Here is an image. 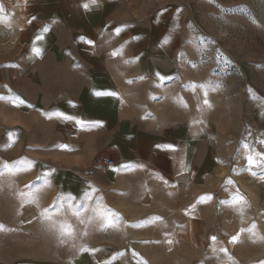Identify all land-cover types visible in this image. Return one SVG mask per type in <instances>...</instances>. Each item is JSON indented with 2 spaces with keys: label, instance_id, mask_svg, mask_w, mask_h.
Wrapping results in <instances>:
<instances>
[{
  "label": "crops",
  "instance_id": "1",
  "mask_svg": "<svg viewBox=\"0 0 264 264\" xmlns=\"http://www.w3.org/2000/svg\"><path fill=\"white\" fill-rule=\"evenodd\" d=\"M41 1L35 14L15 0L16 8L0 16V49L21 56L0 64V126L4 144L10 147L50 142L53 163L67 147L69 161L78 165L84 160L86 167L87 162H98L92 153L95 146H111V163L97 164L88 172L105 178L106 185L114 180L120 219L111 226V235L80 233L82 241L93 244L71 264H238L236 243L246 241L239 231L253 224L256 202L251 186L224 184L212 122L199 111L173 120L167 109L158 117L154 108L134 105L129 99L136 97L135 83L140 82L126 75L124 58L113 56L112 48L104 45L109 33L106 13L85 9L79 0L68 12L57 11L56 0ZM59 23L75 33L68 49L53 36ZM45 27L49 31L44 32ZM57 80L60 87L50 89L48 82ZM99 92L116 95H96ZM168 145L175 151L157 147ZM36 161L26 167V177H39L40 183L46 178L47 188L71 195L72 178L82 175ZM84 184L71 195L72 211L88 191ZM101 196L92 210L110 209L107 196ZM202 196L212 199L201 202ZM237 197L242 199L233 203ZM233 236H238L235 243ZM252 259V253H245V264H253Z\"/></svg>",
  "mask_w": 264,
  "mask_h": 264
},
{
  "label": "rangeland",
  "instance_id": "2",
  "mask_svg": "<svg viewBox=\"0 0 264 264\" xmlns=\"http://www.w3.org/2000/svg\"><path fill=\"white\" fill-rule=\"evenodd\" d=\"M79 1L87 8L106 13L109 33L103 36L104 45L112 48L110 54L116 53L113 56L124 58L126 75L140 82L135 83L136 97L129 99L134 105L154 108L158 117L165 115L167 109L173 120L199 111L205 121L212 122L224 163V184L251 186L256 202L253 224L239 231L246 234V241L236 243L238 264H245V253H252L253 264H264V161L258 159L260 166L248 170L246 159L250 154L264 153V0H96L95 4L92 0ZM75 2L56 0L57 11H72ZM41 3L22 0L18 4L31 15L37 13ZM16 6L15 0H0V16ZM97 17L98 14L94 15L93 20ZM59 24L54 26L53 36L68 49L75 33ZM15 57L0 49V64L21 60V56ZM156 73L170 79L161 82ZM151 76L156 82L149 79ZM48 85L54 89L60 87V82L49 81ZM205 91L210 106L203 103ZM2 127L0 225L4 230L0 231V264H71L79 259L86 245L93 244L82 241L85 236L80 233H115L114 228L105 226L104 209L90 208L99 205L102 193L108 198L110 210L116 213L114 180L109 179L106 185L105 178L91 177L88 172L97 164L111 163L108 143L93 148L96 164L87 162L84 167L82 160L74 165L69 161L67 147L61 148L57 162L53 163L51 154L55 151L50 142L39 147H10L4 144ZM36 148L40 151H32ZM105 155L109 157L107 161ZM32 158L35 160L31 163L28 159ZM36 159L41 164L74 169L82 175L72 178L71 195L80 185L85 187V182L88 191L96 190L90 200L83 199V195L77 200L79 216H74L66 199H61L65 197L62 191L53 192L52 187L37 180L39 177H26L27 166L19 170L16 167L19 161L37 165ZM5 164L10 170L3 167ZM229 180L232 183H227ZM29 194L35 197L34 201L30 202ZM54 202L63 203V207L53 209ZM45 209L52 213L51 219L41 216ZM62 223L71 226L70 235L61 234Z\"/></svg>",
  "mask_w": 264,
  "mask_h": 264
},
{
  "label": "snow or ice",
  "instance_id": "3",
  "mask_svg": "<svg viewBox=\"0 0 264 264\" xmlns=\"http://www.w3.org/2000/svg\"><path fill=\"white\" fill-rule=\"evenodd\" d=\"M92 3L95 4L96 3V0H92ZM82 7H84L85 9H87L88 5L87 4H84V5H82ZM43 31L44 32H47V31H49V29L47 27H45L43 29ZM117 34H119V30H117ZM84 39L85 38L81 37V40H84ZM87 43L88 44H91L92 42L91 41H87ZM113 55H116V53H113ZM155 75H156L157 79H159L161 82H163V81H165L167 79H170L169 76H163L160 73H156ZM144 78L145 77H141V79H144ZM129 83H131V82H129ZM193 87H205V86H203V85H193ZM96 95H113L114 96L116 94L113 93V92H99V93H96ZM207 95H208V93H207V91H205V93H204L205 99H204L203 103H204L205 106H210L209 101L207 99ZM81 123H83V122H81ZM157 147H158L159 150H162V151H166V150L175 151V146H173V145L165 146V148H163V149H160V146H157ZM245 147H248V146L245 145ZM246 159H247V162H248V170H252L254 167L260 166V164L257 162L258 159L260 161H264V153H256L255 156H253V155L250 154V155H248L246 157ZM23 166L31 167L30 163H28V162H25V161H19V162H17L16 167H17L18 170L21 169ZM3 167L5 169H9L10 170V166L7 165V164H5ZM48 171L51 172V170H48ZM44 183L47 184V183H49V181L45 178L44 179ZM227 183H232V181L229 180V181H227ZM89 187L91 188V186H89ZM94 191H96V190L94 188H91L90 191L85 192L84 193V198L90 200L91 197H92V192H94ZM29 195L31 197L30 198V202L34 201L35 197L34 196H31V194H29ZM61 199H66L68 201V203H69V207H71V201L73 199L72 196L69 195V196L63 197ZM211 199H212L211 196H202L200 198V201L203 202V201H208V200H211ZM239 199H242V198H238V197L237 198H234L233 203H237L239 201ZM51 207L53 209L59 210L60 208L63 207V203H61V202H54ZM104 212L107 213V215L103 217L105 219V221H106L105 226L111 227V226L114 225V223L116 221H118L120 219V217L118 216V214L112 212L110 209L105 208L104 209ZM73 214L76 215V216H79L80 215V213L78 211H76V209H73ZM51 215H52V213H50L48 209H45L41 213V216L44 219H51ZM113 217L115 218V220L112 219ZM81 223H83L82 220H81ZM253 227H255V225H253ZM60 229H61V234L62 235L63 234H69V235L71 234V231H70L71 230V226L70 225L63 224L62 223L60 225ZM3 230H4L3 229V226L0 225V231H3ZM211 239L213 241H215L216 240V237L213 236ZM237 241H238V236H233L231 238V242L235 243ZM169 243H171V241H169ZM87 251L94 252L95 250L92 249V250H87ZM221 251H225L226 252L227 250L226 249H221Z\"/></svg>",
  "mask_w": 264,
  "mask_h": 264
},
{
  "label": "built area",
  "instance_id": "4",
  "mask_svg": "<svg viewBox=\"0 0 264 264\" xmlns=\"http://www.w3.org/2000/svg\"><path fill=\"white\" fill-rule=\"evenodd\" d=\"M263 212H264V209H263Z\"/></svg>",
  "mask_w": 264,
  "mask_h": 264
}]
</instances>
